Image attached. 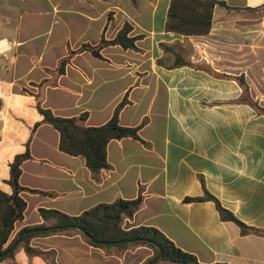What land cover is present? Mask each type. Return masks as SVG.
<instances>
[{
  "label": "crops",
  "instance_id": "0c3cea01",
  "mask_svg": "<svg viewBox=\"0 0 264 264\" xmlns=\"http://www.w3.org/2000/svg\"><path fill=\"white\" fill-rule=\"evenodd\" d=\"M216 1L227 6L215 7L210 33L185 37L166 31L171 0H0V189L11 192L10 164L31 141L20 185L49 193H21L25 217L7 245L44 223L40 209L78 216L134 200L143 188L144 202L124 219L125 229L155 227L201 264H264V235L222 220L213 201H184L206 189L239 221L264 230V0ZM58 14L61 27L48 26ZM126 24L139 37L138 51L109 46L105 60L76 54L63 75L55 74L59 64H43L40 47L62 45L63 59L115 39ZM178 58L191 65L175 66ZM126 95L120 123L140 127L145 143L110 142V169L99 180L83 157L60 151L50 124L33 132L42 121L37 97L56 116L87 114L82 125L100 127ZM31 246L53 252L56 264H146L154 256L145 246L97 248L77 231L36 237ZM0 264L49 262L18 245L15 258Z\"/></svg>",
  "mask_w": 264,
  "mask_h": 264
},
{
  "label": "trees",
  "instance_id": "16d2710c",
  "mask_svg": "<svg viewBox=\"0 0 264 264\" xmlns=\"http://www.w3.org/2000/svg\"><path fill=\"white\" fill-rule=\"evenodd\" d=\"M218 5L227 6L216 0H171L166 31L185 37L208 35L212 30L214 9ZM131 32L132 27L126 24L113 40L108 41L103 37L98 45L85 44L77 50H72L68 57L60 60L55 74L63 75L66 66L76 54L89 52L93 57L105 60L102 51L109 46H120L125 50L138 51L136 43L139 37H131ZM183 65L191 64L178 58L175 66ZM240 83L248 92L245 80L240 79ZM37 100V108L42 116V121L35 125L33 132L43 123L50 124L60 134V151L72 157H83L96 180L100 179L103 170L110 169L108 161L110 142L131 138L145 143L139 135L140 127H125L120 123L121 111L130 104L128 95L117 106L111 120L100 127L83 126L81 122L86 120L87 114H83L80 118L56 116L51 109L42 107L39 97ZM246 101L254 104L250 98H247ZM258 110L264 113V109L258 108ZM30 142L26 145L25 153L16 156L10 164V178L6 184L10 187L11 192L8 193L0 189V262L14 259L18 245H24L29 255L42 256L49 264H56L53 261L54 253L33 248L31 246L32 239L77 231L86 238L91 246L97 248L116 247L123 250L130 246L148 247L154 251V256L146 264H201L196 255L179 248L155 227L140 226L130 229L123 227L124 219H133L140 210L144 202L143 188L140 189L139 196L134 200L118 199L112 203H101L78 216H71L58 210L40 209L39 213L44 223L24 228L7 245L14 232L15 224L25 217L27 203L21 193L27 191L49 195V193L24 188L20 185L22 165L32 159ZM184 201L186 203L213 201L216 203L222 220L235 222L242 228L244 234L264 235V230L251 228L239 221L206 189L204 196L187 197ZM50 220H55V223L48 225L47 222Z\"/></svg>",
  "mask_w": 264,
  "mask_h": 264
},
{
  "label": "rangeland",
  "instance_id": "374dc122",
  "mask_svg": "<svg viewBox=\"0 0 264 264\" xmlns=\"http://www.w3.org/2000/svg\"><path fill=\"white\" fill-rule=\"evenodd\" d=\"M59 17L55 16V19H52L51 17L48 18L47 25L51 26V24L55 25L56 28L61 27L62 25V19H61V14H58ZM65 51V47L62 45H49L46 48L45 47H40L39 52L42 53L44 52V63L47 66H54L56 67L57 64H59V60H61L62 55Z\"/></svg>",
  "mask_w": 264,
  "mask_h": 264
},
{
  "label": "clouds",
  "instance_id": "9594fccd",
  "mask_svg": "<svg viewBox=\"0 0 264 264\" xmlns=\"http://www.w3.org/2000/svg\"><path fill=\"white\" fill-rule=\"evenodd\" d=\"M3 44H4V46H6V42H2ZM3 51V48L2 47H0V52H2Z\"/></svg>",
  "mask_w": 264,
  "mask_h": 264
}]
</instances>
